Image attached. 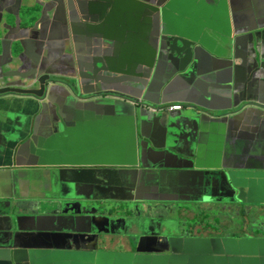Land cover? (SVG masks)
Masks as SVG:
<instances>
[{"label": "water", "instance_id": "water-1", "mask_svg": "<svg viewBox=\"0 0 264 264\" xmlns=\"http://www.w3.org/2000/svg\"><path fill=\"white\" fill-rule=\"evenodd\" d=\"M51 1L0 0V134L22 143L16 161L25 146L35 159L30 158V166L61 168L54 162L60 152L55 138L65 143L75 131L61 117L55 123L56 101L105 103L116 108L115 132L102 122L103 128L93 132L90 153L78 155L80 161L73 164L105 167L94 174L96 182L109 186L115 177L111 169L120 168L116 173L126 185L183 187L196 180L189 174L226 170L223 180L232 190L228 202L264 205V139L261 146L253 142V133L264 135V13L256 9L257 0H246L257 21L252 29L241 25L231 0H68L71 32L91 38L85 69L70 73L50 65L52 54L69 50L68 43L54 41L47 27ZM134 13L150 25L151 43L141 64L125 73L115 70L98 47L112 42L104 33L107 24L118 27ZM107 79H118L135 92L82 89L85 83L97 86ZM216 98L228 106L211 108ZM172 103L183 104V110L160 109ZM218 112L223 120L214 119ZM237 119L248 121L249 127L238 132L236 123V134L226 139L228 124ZM137 142L144 144L139 153L133 148ZM158 142L164 145L157 149ZM143 149L163 157L182 150L191 166L147 163ZM34 176L31 172L30 178ZM69 176L71 191L43 199L36 213L19 214V201L0 206V264H264V235H178L180 228L159 220L162 205L152 201H142L135 228L146 233L158 224L155 248H144L150 239L142 237L137 254L99 250L98 238L112 234L118 212L107 205L103 213L94 210L98 200L76 187L91 182L80 170ZM66 195L80 198L78 210H61ZM119 200L129 208L137 201Z\"/></svg>", "mask_w": 264, "mask_h": 264}, {"label": "flooded vegetation", "instance_id": "flooded-vegetation-1", "mask_svg": "<svg viewBox=\"0 0 264 264\" xmlns=\"http://www.w3.org/2000/svg\"><path fill=\"white\" fill-rule=\"evenodd\" d=\"M54 16L58 18L57 13L54 14ZM58 106L59 103L54 104V108H57ZM65 115L66 116L62 118V121H66L68 114ZM75 120V118H70L67 119L68 122H66L72 125V128L75 131V134L72 137L67 139L65 143H62L57 136L55 138V147H59L60 152L55 153L56 157L54 159V162L56 164H63L62 167H43V172L41 173L42 178H44L48 183L50 193H57L61 190L65 195L67 192L71 191L73 184L70 183L72 177L69 176V172L75 173L77 170H80L85 175L87 180H89L91 183L83 185L77 184V191L83 194L84 196H93L98 200V202H95L93 204L94 210H97V212L103 213L104 205L109 206L111 210H113V208L111 207V202L113 200H105L107 198H126L137 200L136 202L132 203V206L135 208H129V204H127V207L121 212L118 217H116L115 220L118 221L112 227V234H101L99 236L98 245L100 242H102V245H97V249L106 252L122 251L128 254H137V247L142 237L150 239L149 242L143 246L144 248H155V246L152 244V241H154L158 237L157 235L160 234L157 230L158 224H154L151 228V231H148L146 233L143 231H138L135 228V223L139 219L141 213L140 206L142 201L144 200H151L152 202H156L157 204L162 205L158 208L157 211L158 218H161L160 221H162L163 218H166L168 223L174 225L176 229L180 228L178 235L216 237V235L213 233H207V231L205 230V223H201V219H199L196 223H193V225H186L187 221H189V212L184 209H187V207L190 206L193 211L201 213L205 210V207H203L204 203L189 202L187 201V199H201L202 196L205 194H208V197H211L213 194V190L214 195L218 196V198L215 197L216 201H220V199H222V197L224 196L226 197V195H232V190L223 180L224 175H226L228 171L222 170L209 173L197 171L196 173L189 174V176L196 180L194 184L188 186L167 187L161 185L160 187H158L155 184H147L148 188H146L142 185H137L135 187L130 185L126 186L123 184L120 185V183L117 182L119 176L118 173H116L117 171H120V168H112L111 170H113L115 177L113 178L112 183L109 186H106L102 183L96 182L93 178L97 170H104L106 169L105 167H94L91 165H83L81 167L73 166V164L78 163L80 161L78 155L90 153L91 147L94 145V142L91 141V138L93 137V132L103 128L102 120L98 118L88 117H83L81 120L78 121ZM142 145L144 146L143 143L137 142L133 145V148L137 153H139L140 147ZM163 145V142H158L156 143L155 148L158 149ZM143 153H145V159L147 163L151 162L157 165L166 164L170 166L180 167L182 169L191 166V163L188 161L189 156L186 155L182 150H179L178 152H173L171 154H173L174 156L168 157L156 155L154 151H149L146 149H143ZM22 155L28 156L29 158H31L32 161H35V159L30 156L25 146L22 150ZM158 157L162 161H159ZM181 159H184L186 161L181 162ZM59 170L60 174L57 175ZM29 190L33 191L30 185ZM134 190L136 194L134 196H131L129 192ZM165 200H167V202H164ZM62 201L65 204L61 206V210H67L68 212H71L72 207V211L78 210V202L80 201L79 197L75 198L72 195H66L62 199ZM188 203L189 205L186 206V204ZM251 206L255 205H243L238 201L231 203L223 202L222 205H220L221 211H228L231 208L245 210L250 208ZM175 209L176 211H181L180 216L169 217L170 210ZM161 211H163L162 215L159 213ZM124 219L126 220V223ZM257 221L258 225L262 227L264 219L258 218ZM42 225L46 226V224L43 223ZM244 226L246 230H243L244 234L243 236L239 237V239L242 237H258L264 235L263 233L259 235L256 233V231L258 230L254 227L253 223L249 224V226Z\"/></svg>", "mask_w": 264, "mask_h": 264}, {"label": "crops", "instance_id": "crops-1", "mask_svg": "<svg viewBox=\"0 0 264 264\" xmlns=\"http://www.w3.org/2000/svg\"><path fill=\"white\" fill-rule=\"evenodd\" d=\"M65 1L52 0L49 5L56 6L54 14L57 13L59 17L62 16L60 21L54 20L53 22L54 35L56 36L54 40H66L70 49H66L64 52L60 50L52 54V58L54 59V66L63 71H66L71 65L77 70L78 63H82L86 59L89 60L91 57V51H89L91 38L88 34L79 33V29H77L78 33L76 36L73 35L69 26L71 23L68 17L69 12L63 7ZM231 3L236 16L240 19L241 25L245 29L256 27L257 21L248 11L246 0H231ZM256 9L259 13H264V0H257ZM65 16L68 20H66ZM104 33L112 39V42L104 43L98 47V51L99 54H103L105 58L110 60L111 64L117 68L115 70L128 73L141 64L150 47L152 36L151 27L143 20V17L134 13L129 16V19L125 18L123 24L118 27L107 24L104 28ZM93 50H96V47ZM113 85L116 86V82ZM227 106V103L224 104L218 98L214 99L211 104L213 109H222ZM236 123L238 132L244 131L249 127L248 121L237 119L231 125L228 124L229 128L226 129L225 135L228 132L232 133V135L236 134L234 132ZM9 143L11 142L0 135V206L1 208H6L7 204L11 205L13 202L19 201L21 202L19 214L28 215L31 211L36 213L40 202L48 196H34L33 199L30 194L31 192L33 195L38 194V181L44 180V178L38 177L37 171L34 170L35 166H30L32 162L29 161L28 156L21 154L16 161L15 153L18 141H14L12 145H9ZM31 172L35 175L33 178H30ZM29 185L33 191L29 190ZM99 245H102V242Z\"/></svg>", "mask_w": 264, "mask_h": 264}, {"label": "rangeland", "instance_id": "rangeland-1", "mask_svg": "<svg viewBox=\"0 0 264 264\" xmlns=\"http://www.w3.org/2000/svg\"><path fill=\"white\" fill-rule=\"evenodd\" d=\"M45 56V55H44ZM46 58V56H45ZM54 59L52 60V62L50 63V65L54 66ZM86 66V62L83 61L82 63H78V68H83L85 69ZM58 68V67H57ZM75 68L73 67V65H71L70 68H67L66 71H68V73H70V71H73ZM118 79H107L105 81H99L98 85L96 86L95 83L93 84H88L85 83L84 84V88H82L85 91L94 89V88H102V87H112L114 89H123L126 90L127 92L129 91L130 88H124L122 82H118ZM114 82H116V86H114ZM119 85H121V87H119ZM72 102V104H71ZM56 103H59V106L57 108H54V115H55V119H58L61 117L63 118L64 116H66L65 114H68L67 119L70 118H75V117H89V116H99L102 122L106 123L107 125H109L108 130L109 131H113L115 132V130L112 128V122L114 120H116L117 116V111L116 108L114 107V109L109 106H102L105 103L102 104H98V103H90V104H82L79 103L77 101H72L69 99H63V101H59V99L56 101ZM109 104V103H108ZM111 105V104H110ZM262 118V117H261ZM260 118V119H261ZM66 119V121L64 122H68ZM263 139H264V135H262L259 131L257 133H253V142L256 145H260L263 143ZM13 142L9 143V145H12ZM260 167H264V162L261 163ZM186 171V170H185ZM43 181V182H42ZM38 194L33 195V193L31 192L30 197H32L34 199L35 197H39L42 195L45 196H50V188H48V183L46 182V180H39L38 181ZM161 186V185H160ZM159 186V187H160ZM165 186V185H162ZM216 198H218V196L214 195L211 197H208V194H205L202 196L201 199H194V198H190L187 199V201L189 202H201L204 203L203 207L210 209L213 212V216L215 214L219 215L221 219H223L225 217V213L221 211V207L219 205H222L223 202L228 203L229 198L225 199L224 197H222V199H220V201L216 202ZM224 198V199H223ZM112 207L114 208V210H118L121 209L122 207H125V203L124 202H111ZM189 205L186 204V206ZM187 210V212H189L188 218L189 221H187V224H192L196 223L199 219H201L202 212H197V211H193V209H184ZM181 211H176L175 210H170V214L169 217H176V216H180ZM206 213V212H205ZM163 214V212H162ZM228 217L231 220H235L236 222L241 221L243 222L246 226L249 224H252L254 222L255 218H261L263 217L264 219V205H255V206H251L248 209H245V215L244 216H240L238 214V209H229L228 212ZM205 217H209L207 215H205ZM161 220V219H159ZM213 221V220H212ZM162 222H168L166 218L162 219ZM201 223H205L202 219L200 220ZM208 223V222H206ZM216 222H210L209 224H214L215 225ZM224 224H227L226 221H224ZM223 230H227V231H234L237 232L235 229L233 228H229L227 226H222ZM207 233L209 234V231H207ZM218 234V233H216Z\"/></svg>", "mask_w": 264, "mask_h": 264}, {"label": "clouds", "instance_id": "clouds-1", "mask_svg": "<svg viewBox=\"0 0 264 264\" xmlns=\"http://www.w3.org/2000/svg\"><path fill=\"white\" fill-rule=\"evenodd\" d=\"M71 5H72V2H71V4L69 3V1L68 0H66L65 1V3L63 4V7L65 8V9H67L68 10V12H69V14H68V17H69V19H70V21H71ZM47 9L48 10H50V12H49V17L51 16V18L50 19H48L47 18V27L48 28H50L51 29V32H52V36H53V39L56 37L54 34H55V31H54V27H53V22H54V20H56V21H60L61 19H62V16H58V18L57 17H55L54 16V13L56 12V6H50V5H48L47 6ZM73 11H75V4H74V7H73ZM65 18H66V16H65ZM66 20H68L67 18H66ZM71 24V23H70ZM48 33L49 34H51L50 33V31L48 30ZM55 41V40H54ZM55 42H59V41H55ZM63 42H66L67 43V41L66 40H63ZM68 48L70 49V46H69V44H68ZM113 68H115L114 66H113ZM59 69V68H58ZM115 69H117V68H115ZM60 70V72L62 73L63 72V70H61V69H59ZM58 72V71H57ZM64 72H66V71H64ZM117 77H118V74L116 75ZM102 88H104V87H102ZM98 88H94V89H91V90H88V92H91V91H94V90H97ZM116 90H120V91H122V92H127L126 90H123V89H116ZM129 93H131V92H135V89L134 88H130L129 89V91H128ZM176 106H180L181 107V110H179V111H175V110H171V108H173V107H176ZM210 107H211V104L209 105ZM183 104H174V103H172V104H168V105H164V106H161L160 107V109L162 110V111H167V112H181L182 110H183ZM212 108V107H211ZM150 112L151 113H154V112H158V110L156 109V108H151L150 109ZM217 115H218V118H214V119H216V120H223V118H221V115H222V113H220V112H218L217 113ZM32 123H33V120H32V122H31V126H32ZM227 128H229V126L227 127ZM231 134L232 133H230V132H228L225 136H226V139L228 138V136H231ZM0 135H2V134H0ZM3 136V135H2ZM4 137V136H3ZM5 138V137H4ZM22 143L20 142V143H18V145H17V148L21 145ZM17 150V149H16ZM15 155H16V153H15ZM29 161H30V158H29ZM43 167L44 166H39V167H35V171H37V174H38V177H42V172H43ZM57 175H59L58 173H57ZM30 176H31V174H30ZM117 182H119L120 183V185L121 184H123L121 181H120V179L118 178V181ZM148 184H150V183H148ZM154 184V183H153ZM123 185H126V184H123ZM126 186H129V185H126ZM130 186H133V184H130ZM143 186V185H142ZM148 187V186H147ZM146 187V188H147ZM61 191V190H60ZM59 191V192H60ZM135 191V190H134ZM132 192V191H131ZM58 193V192H57ZM130 193V192H129ZM52 194V193H51ZM136 194V193H135ZM134 194V195H135ZM134 195H131V196H134ZM225 199H227L226 197H224ZM223 198V199H224ZM113 200V202H123V201H120L119 199H123V198H107V199H105V200ZM126 199V198H125ZM144 201H151V200H144ZM164 202H167V200H165ZM217 202V201H216ZM125 203V207L123 208V209H118V210H114V208L112 207V204H111V207L113 208V210L112 211H117L118 212V216L121 214V212L127 207V203L126 202H124ZM231 203V202H230ZM242 204V203H241ZM244 205V204H243ZM220 206V205H219ZM187 209H191V207L190 206H188L187 207ZM162 212L163 211H161V212H159L161 215H162ZM216 215V214H215ZM117 216V217H118ZM262 219H263V217H261ZM125 220V219H124ZM258 218H256L255 220H254V222H253V225H254V227L258 230V232H259V230H261V233H263L264 234V223H263V226L261 227L260 225H258ZM243 224V226L245 225L244 223H242ZM247 226H249V225H247ZM245 227V226H244ZM261 233H259V234H261ZM258 234V235H259ZM257 235V236H258ZM243 236V235H242ZM239 237H241V236H239ZM239 237H237V238H239Z\"/></svg>", "mask_w": 264, "mask_h": 264}, {"label": "trees", "instance_id": "trees-1", "mask_svg": "<svg viewBox=\"0 0 264 264\" xmlns=\"http://www.w3.org/2000/svg\"><path fill=\"white\" fill-rule=\"evenodd\" d=\"M222 212L225 213V217L223 219H221L219 215L213 216V212L210 209L205 208V210L202 211V215H200V216H201V219L205 222V230L209 231L210 233H213L219 237H239V236H242L244 234L243 230H246L245 227L243 225H241L243 222H241V221L236 222L235 220H231L228 217V214H227L228 211H226V210H223ZM238 214L240 216H244L245 210L244 209L238 210ZM205 215H207L209 217H205ZM224 221H226L227 224H224ZM206 222H208V223H206ZM210 222H212V223L216 222V223L214 225V224H209ZM222 226H227L229 228H233L237 232H234V231L230 232L227 230H223ZM216 233H218V234H216ZM256 233L257 234L261 233V230H259V232L256 231Z\"/></svg>", "mask_w": 264, "mask_h": 264}, {"label": "built area", "instance_id": "built-area-1", "mask_svg": "<svg viewBox=\"0 0 264 264\" xmlns=\"http://www.w3.org/2000/svg\"><path fill=\"white\" fill-rule=\"evenodd\" d=\"M171 110L179 111V110H181V107L180 106H176V107L171 108Z\"/></svg>", "mask_w": 264, "mask_h": 264}]
</instances>
